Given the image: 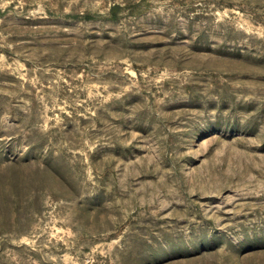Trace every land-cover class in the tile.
<instances>
[{
  "label": "rangeland",
  "instance_id": "rangeland-1",
  "mask_svg": "<svg viewBox=\"0 0 264 264\" xmlns=\"http://www.w3.org/2000/svg\"><path fill=\"white\" fill-rule=\"evenodd\" d=\"M0 264H264V0H0Z\"/></svg>",
  "mask_w": 264,
  "mask_h": 264
}]
</instances>
